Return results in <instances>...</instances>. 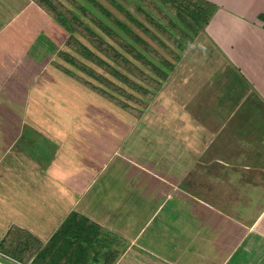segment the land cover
<instances>
[{"label": "crops", "instance_id": "obj_1", "mask_svg": "<svg viewBox=\"0 0 264 264\" xmlns=\"http://www.w3.org/2000/svg\"><path fill=\"white\" fill-rule=\"evenodd\" d=\"M70 1L84 24L85 0ZM204 1L216 7L208 24L146 110H120L123 126L116 93L88 71L110 75L70 62L83 58L48 6L0 0V255L16 264H264V0ZM156 107L167 116L156 115V145L172 156L173 182L167 171L156 182L128 178L124 201L102 211L98 177ZM169 188L180 199L155 222ZM150 201L156 209L143 210Z\"/></svg>", "mask_w": 264, "mask_h": 264}, {"label": "trees", "instance_id": "obj_2", "mask_svg": "<svg viewBox=\"0 0 264 264\" xmlns=\"http://www.w3.org/2000/svg\"><path fill=\"white\" fill-rule=\"evenodd\" d=\"M41 1L48 6V9L52 11L56 19H58L62 26L70 33V38L67 42L70 50L78 53L83 60L89 59L90 63L107 73V75L109 74L112 78H115L116 81L125 85V87L120 86L108 80L106 76L88 71L96 80L99 79L107 89L113 90L116 93V97L113 95H110V97L115 99L118 104L124 105L120 102L121 99L118 96L128 95L126 92L127 89H132L137 85L142 88V91H144V93H142L144 95L150 94L149 101L155 98L157 92L161 88L162 82L168 77V74L165 72L166 69L171 72L175 66V64H172L161 53L164 52L163 49H167L169 46H167V43L172 42L170 38H154L156 34L148 28L149 25L147 26L133 17V14L131 15L130 12L125 11L124 8L118 4L117 8L119 12L124 15L128 23L119 18H114L107 11L102 9V12L110 17L117 31L109 26L108 23L97 20L93 21L98 29L108 37V40L101 38V36H98L87 25L79 22L81 23L80 33L84 36H88H86V39L88 40L87 42L93 45L94 50H92L88 48V45L80 42L76 36H74V33L77 32L78 29L74 26L76 24H73L76 21L72 14H69L73 17L72 19H66L64 14L58 11L51 2L48 0ZM153 2L159 3V6L164 10L165 22L158 18L154 20L153 17H155V15H152L150 18L149 15L152 14V12L145 8L139 7L138 10L146 15L147 21L153 29H157L167 37L172 36V40L181 46V53H184L188 45H190L204 30L216 9L214 5L204 0H153ZM168 12L170 13L168 14ZM132 24H134L137 29H140L142 33L144 32L146 34L145 39L136 34ZM76 26H78V24ZM127 38L132 42L128 43ZM151 40H154L155 44L153 43L152 45ZM111 42L114 43L112 44ZM119 49H121V51ZM179 60L180 57L176 56L175 62ZM70 62L75 65L77 59L70 58ZM82 63L79 67L86 69L84 61ZM138 63L146 69L144 67L140 68ZM145 70H149L160 77L162 82H159L157 79H152L149 74L147 75ZM143 77L151 90L144 88L136 82V80L139 81L138 79L143 80ZM106 94L109 95L108 92H106Z\"/></svg>", "mask_w": 264, "mask_h": 264}, {"label": "rangeland", "instance_id": "obj_3", "mask_svg": "<svg viewBox=\"0 0 264 264\" xmlns=\"http://www.w3.org/2000/svg\"><path fill=\"white\" fill-rule=\"evenodd\" d=\"M82 1L83 0H79V3H82ZM90 2L91 1H87V0H85L83 2V4H85L86 6L89 7V9H88L89 11L85 10L84 20L82 19L84 21V25H87L89 28H91L98 36H101V38L108 40V37L105 36L98 29L96 24H94V22H93L94 20L92 18L93 14L95 16H98V17L104 19V20H107V23H109L111 25V27H113L115 30H116V27L114 26V23L111 21L110 17L104 16V14H102V12H99V10H97L96 7H93L92 2L91 3ZM117 2L120 4L123 3L124 5H126V7L130 10L131 14H133V17L137 18L139 21L143 22L147 26L149 25L150 27L148 26V28H150L152 30V32H154L156 34V36L153 35V36H155L154 38H170L171 39L172 42L167 43V46L169 45L167 47V49H163L164 52H161V51L160 52L172 64H176L178 62V61L175 62L176 56H179L181 58L183 55L181 53V46H179L178 43H176L172 40V38H173L172 36L167 37V36L163 35L162 33H160L157 29H153V27L148 23V21H147L148 19H147L146 15L137 9V7L144 4V8L149 10L150 12H152V14L149 15L150 18L152 17V15H155V17H153L154 20H156L155 18H158V19H162L165 22L164 10L162 9V7L159 6V3L153 2V0H117ZM75 3L76 2L69 0L67 2L66 6L63 7L61 5H58L56 7L60 11L66 10L65 7L71 9V10L65 11V13L67 15H69L70 12L79 13L78 11L73 9L75 7ZM101 3L106 4L107 7L109 6L113 13L117 14L118 17L124 19V20L122 19L124 22L127 21L124 18V16H122L112 6V4H108L107 0H101ZM169 13L170 12H168V14ZM72 16H73V14H72ZM72 16H70V17H72ZM74 23L76 25L78 24V26L74 25L78 29L77 32L74 33V36H76V38L80 42L88 45L89 49L94 50L93 45L90 44L89 42H87L88 40L86 38L88 36L86 35L87 36L86 37L80 33L81 23H79V22H74ZM126 23H128V22H126ZM132 25L134 26V24H132ZM133 28H134L137 35H140L144 39L146 38V34L144 32L142 33V31L140 29H137L135 26ZM153 36H150V37H153ZM127 42L131 43L132 41L129 38H127ZM111 43L113 44L114 42H111ZM153 43L155 44L154 40H151L152 45H153ZM119 50L121 51V49H119ZM75 56H77V55H75ZM164 57H162V58H164ZM78 60H79L78 63L75 64V65H78V67L84 61V65L86 67V70L92 69V66H94L93 68H96V69L98 68L94 64L90 63L89 59L88 60L78 59ZM138 66H140V68L144 67V66L140 65V63H138ZM100 72H102V71H100ZM145 72L147 73V75L149 74V76L152 79H154V80L157 79L159 82H162L160 77L153 74L149 70H147V71L145 70ZM165 72L168 75H171L170 74L171 72L168 71V69H166ZM186 72H187V70L185 71V73H183L184 76L183 75L181 76V74H182L181 72H179L178 75L175 74L173 76V82H174L173 84H175V83L177 84V82L179 83V81L183 77H187ZM193 77L195 78V76H193ZM106 78H109V80H111L112 82H115L116 84L125 87V85L116 81V79L112 78L111 76L110 77L106 76ZM138 80L139 81L136 80V82L138 84L142 85L144 88H146L148 90H151L149 85L144 81V77H143V80L142 79H138ZM111 92L115 93L113 90H111ZM126 92L128 93V95H125L127 97L122 96V95L118 96V94H117V96L121 99L120 102H122V104H125V102L127 103L124 106H117V112H118L117 117H118V120H120V121L121 120L123 121L124 118H126V115H124L120 110L125 111L129 115L137 117V115H135L136 114L135 111H143L144 109L146 110L145 106L147 105L149 98H150L149 97L150 94L149 95L143 94L144 91H142V88L139 85L133 87L132 89H130V88L127 89ZM176 93H177V91H176ZM162 94H166L168 97L171 95L174 96L175 91L164 89L161 92V95ZM174 98L178 99V97H175V96H174ZM153 109H155V111H156L155 116L153 117V115H152L153 119H148L149 121H146V122L144 121L146 125L141 126V124L139 123V126L138 125L136 126L137 128L133 131L132 135L126 139V142L124 141L123 144H121L120 148H118V150H117V153L111 157V159L106 164L107 166L105 167L103 172L98 177V182H97V184H95L96 187L94 188V190L97 191L96 197L99 200L98 206L100 207L102 205V211H106L104 206L110 207V205H111L110 200H118V201L123 200L124 201L125 190L127 189L126 184H127L128 178L129 179H131V178H134V179L144 178L146 180H149L150 182H156V181H158L157 177L158 178L162 177L165 174V172L167 171V174H168L167 178L170 180V182H173L172 177H173V173H174V170H173L174 168H173L172 156L171 155L167 156L165 154L162 155V152L166 149L162 148L158 144L156 145L157 136L162 135V133L160 132V130H162V129H156V123L159 120V118H156V115H158L159 113L162 116H166V115H164L162 113L164 110L161 107H156ZM166 118H167V116H166ZM133 119H135V118H133ZM125 121L126 120H124V122L122 123L123 126H126L128 123ZM150 123L153 125H150ZM133 174L135 175L134 177H133ZM182 189H184V188H182ZM168 192H169V198L167 200H163L164 201L163 202L164 208L163 209H162V207L160 208V210H162L161 214L155 220V222H159L160 218H162L163 216H165L166 214L171 212L173 210V207H175V205H177V203L180 199L178 197L179 192H176L172 188H169ZM165 195H167V194H165ZM122 204L124 205V203H122ZM158 204L159 203H157V202H151L150 201L149 204H144V206L142 205L141 207L143 208V210H146L148 212H152L153 210L156 209ZM111 208H113V207H111ZM107 210H110V208H107ZM119 212L123 213L124 209L120 210L118 208L117 213H119ZM153 226L154 225H152V227Z\"/></svg>", "mask_w": 264, "mask_h": 264}, {"label": "water", "instance_id": "obj_4", "mask_svg": "<svg viewBox=\"0 0 264 264\" xmlns=\"http://www.w3.org/2000/svg\"><path fill=\"white\" fill-rule=\"evenodd\" d=\"M0 263L1 264H16L14 261L6 258L5 256L0 255Z\"/></svg>", "mask_w": 264, "mask_h": 264}]
</instances>
